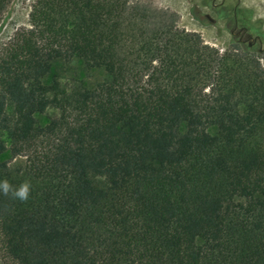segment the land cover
Masks as SVG:
<instances>
[{"label": "trees", "instance_id": "trees-1", "mask_svg": "<svg viewBox=\"0 0 264 264\" xmlns=\"http://www.w3.org/2000/svg\"><path fill=\"white\" fill-rule=\"evenodd\" d=\"M0 180L31 186L0 194L17 264H264L260 58L138 0H35L0 49Z\"/></svg>", "mask_w": 264, "mask_h": 264}, {"label": "rangeland", "instance_id": "rangeland-1", "mask_svg": "<svg viewBox=\"0 0 264 264\" xmlns=\"http://www.w3.org/2000/svg\"><path fill=\"white\" fill-rule=\"evenodd\" d=\"M35 0H10L0 20V49L14 33L28 26L29 14ZM136 1V0H135ZM151 4L159 9L174 12L178 16L179 27L198 33L204 42L218 49L221 53L232 48L231 29L228 21L237 16L240 25L252 24L261 27L264 32V0H138ZM210 3L221 4V8ZM264 68V55H258ZM53 74L64 81L78 80L91 87L104 77L101 71L83 70L81 62L73 60L55 65ZM41 124H45L47 116H38ZM11 160V164L23 163V158L11 159L10 154L3 156ZM0 264H17L9 258L0 245Z\"/></svg>", "mask_w": 264, "mask_h": 264}, {"label": "flooded vegetation", "instance_id": "flooded-vegetation-1", "mask_svg": "<svg viewBox=\"0 0 264 264\" xmlns=\"http://www.w3.org/2000/svg\"><path fill=\"white\" fill-rule=\"evenodd\" d=\"M210 4L213 7L221 8V4ZM227 27L231 29L233 39L238 40L242 46L255 51L258 55H264V32L260 26L256 27L252 24L240 25L237 16H235L233 21L227 22Z\"/></svg>", "mask_w": 264, "mask_h": 264}, {"label": "clouds", "instance_id": "clouds-1", "mask_svg": "<svg viewBox=\"0 0 264 264\" xmlns=\"http://www.w3.org/2000/svg\"><path fill=\"white\" fill-rule=\"evenodd\" d=\"M30 187V183L27 181L13 187L8 180H0V194L9 195L20 201H24L29 198Z\"/></svg>", "mask_w": 264, "mask_h": 264}]
</instances>
